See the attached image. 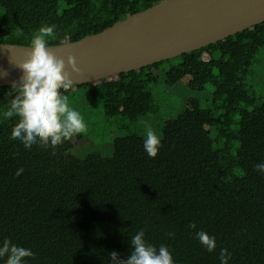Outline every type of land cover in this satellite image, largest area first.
Masks as SVG:
<instances>
[{
	"label": "trees",
	"instance_id": "trees-1",
	"mask_svg": "<svg viewBox=\"0 0 264 264\" xmlns=\"http://www.w3.org/2000/svg\"><path fill=\"white\" fill-rule=\"evenodd\" d=\"M159 1L0 0V42L30 45L41 25H55L49 45L78 40ZM207 84L204 104L172 99L178 85ZM11 85H0V108ZM67 94L87 131L55 154L10 139L17 117L0 122V242L30 248L28 264H108L113 250L130 255L143 228L176 264H220V248L228 264H264V174L254 168L264 162V22ZM149 127L162 138L155 158L143 149ZM198 230L216 237L214 252Z\"/></svg>",
	"mask_w": 264,
	"mask_h": 264
},
{
	"label": "water",
	"instance_id": "water-1",
	"mask_svg": "<svg viewBox=\"0 0 264 264\" xmlns=\"http://www.w3.org/2000/svg\"><path fill=\"white\" fill-rule=\"evenodd\" d=\"M264 22V0H160L103 30L74 41L50 44L75 83L114 79L222 40ZM30 45L0 42V85L19 83L17 66ZM74 56L81 71L73 72Z\"/></svg>",
	"mask_w": 264,
	"mask_h": 264
},
{
	"label": "clouds",
	"instance_id": "clouds-1",
	"mask_svg": "<svg viewBox=\"0 0 264 264\" xmlns=\"http://www.w3.org/2000/svg\"><path fill=\"white\" fill-rule=\"evenodd\" d=\"M57 38L55 25H41L30 39V51L17 66L22 70L19 83L13 82L10 89L14 93L6 107L0 108V122L17 117L12 127L10 139L18 140L28 151L38 147L56 148L74 135L87 131L81 113L70 104L69 90H74V80L66 70L64 59L57 58L49 49V41ZM68 65L73 72L79 73L76 58L69 56ZM162 138L147 128L143 149L149 157L155 158L161 149ZM254 168L264 174V162ZM24 170L18 168L16 176ZM195 229L196 225H190ZM195 237L208 252L217 248V239L204 230L195 231ZM131 252L126 259L119 258L117 251L109 253L108 264H176L169 247H158L145 240V230L141 228L130 237ZM231 253L226 248L219 250L220 264H228ZM30 248L12 245L5 239L0 242V260L7 258V264H28L26 258H34Z\"/></svg>",
	"mask_w": 264,
	"mask_h": 264
},
{
	"label": "rangeland",
	"instance_id": "rangeland-1",
	"mask_svg": "<svg viewBox=\"0 0 264 264\" xmlns=\"http://www.w3.org/2000/svg\"><path fill=\"white\" fill-rule=\"evenodd\" d=\"M166 87H167V89H169L168 85ZM210 89H211L210 84H207L206 88L202 92L194 93L189 87H186V86L183 87V86L178 85L176 91H178L179 93L174 95V97H172V99L177 97L178 99H180L182 101L183 99L188 100V98L190 96L197 95L198 97H200V101H202V104H204L205 99L208 97V94L210 93L209 92ZM170 99L171 98L169 96V93H167V95H165V97H164V101H167L169 103L171 101ZM164 107L165 106H163V108ZM88 133L90 134V135H88V137H89L88 139H90L92 142H94V141L97 142L98 140H101V139L110 140L109 136L107 134H104V133H101V135H98V134L91 132L89 130H88ZM67 143H68V141H66L64 144H67Z\"/></svg>",
	"mask_w": 264,
	"mask_h": 264
}]
</instances>
